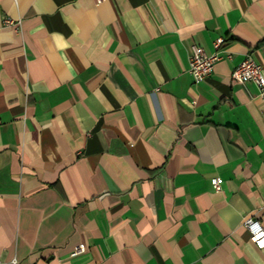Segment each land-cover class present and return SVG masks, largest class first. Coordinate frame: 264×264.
<instances>
[{
    "label": "crops",
    "instance_id": "1",
    "mask_svg": "<svg viewBox=\"0 0 264 264\" xmlns=\"http://www.w3.org/2000/svg\"><path fill=\"white\" fill-rule=\"evenodd\" d=\"M248 55L264 74V0H0V264H264Z\"/></svg>",
    "mask_w": 264,
    "mask_h": 264
},
{
    "label": "built area",
    "instance_id": "2",
    "mask_svg": "<svg viewBox=\"0 0 264 264\" xmlns=\"http://www.w3.org/2000/svg\"><path fill=\"white\" fill-rule=\"evenodd\" d=\"M100 1V0H98ZM7 25H13V21L6 19ZM225 43V39L219 38L215 41L214 46L216 52L207 55L201 48L197 46L192 47V53L189 60V73L192 75L195 83L203 82L208 76H210L214 70L216 63L222 59L219 54V50ZM232 56L227 54V59H231ZM232 82L244 83L253 82L259 92V96L264 104V74L262 66L257 63L251 55H248L241 63H239L232 71ZM211 183L216 191L220 190V179L213 178ZM245 229L250 233L251 241L256 245L258 249H264V227L261 222L255 218H248L244 221ZM85 248L80 246L75 249L73 255L83 253ZM9 264H19L17 259L12 260ZM28 264H36L30 262Z\"/></svg>",
    "mask_w": 264,
    "mask_h": 264
}]
</instances>
